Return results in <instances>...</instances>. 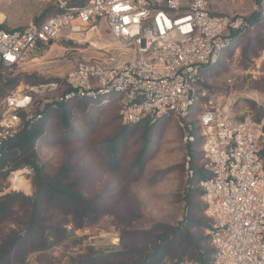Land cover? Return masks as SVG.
<instances>
[{"label":"built area","instance_id":"1","mask_svg":"<svg viewBox=\"0 0 264 264\" xmlns=\"http://www.w3.org/2000/svg\"><path fill=\"white\" fill-rule=\"evenodd\" d=\"M2 1V0H0ZM62 3L60 7H65ZM255 12L264 16V0ZM0 24L4 17H1ZM104 19L110 34L128 54L107 53L77 60L64 75L65 89L50 96L53 104L85 97L99 104L114 101L123 123L155 119L171 113L180 127L194 101L198 112L201 151L209 176L200 181L212 264H264V122L238 117L230 102L220 103L202 85L203 70L220 53L250 31L255 21L245 14H219L210 0H87L51 14L39 23L0 27V68L18 64L28 51L95 28ZM67 28L66 34L61 30ZM49 82L7 93L0 103V146L22 125L42 117L34 109L39 94L55 93ZM193 141L194 136H183ZM189 157L185 168L191 175ZM158 264H200L188 259Z\"/></svg>","mask_w":264,"mask_h":264},{"label":"trees","instance_id":"2","mask_svg":"<svg viewBox=\"0 0 264 264\" xmlns=\"http://www.w3.org/2000/svg\"><path fill=\"white\" fill-rule=\"evenodd\" d=\"M86 2L78 0L73 4ZM70 4L56 7L44 18L65 10ZM249 16L257 28L242 49V58L246 60L257 56L264 47V16L257 12ZM0 27L9 29L3 23ZM230 47L220 53L214 65L203 70L202 85L211 92L214 91L205 83V74L218 65L222 53ZM12 72L0 68V94L14 89L20 77H34L36 83L49 80L34 73L12 76ZM40 97L43 95L35 96L34 109L40 111L42 117L30 126L22 125L14 137L0 146V181L12 171L30 168L32 189L31 195L19 191L0 194V264H26L31 253L57 246L68 240L74 230L95 224L111 213L115 200L123 191V184L142 178L145 166L156 154L165 127L173 116L168 113L155 119L123 123L114 101L99 104L91 98L75 97L39 107ZM203 101L199 96L190 107L184 126L178 124L182 137L194 136L193 141L185 142L182 161L186 179L178 193V200L183 204L181 219L175 224L159 222L153 228L154 247L149 252L128 245L112 247L114 251L110 253L88 247L87 253L72 264H158L174 259L212 264V246L206 231L210 218L204 213L200 186V181L209 176L204 168L197 118ZM111 104L117 105L114 118L120 122L111 133L103 135L101 117L105 107ZM263 113L256 109L253 116L259 120ZM54 125L57 130L55 143L64 149L63 157L56 165L43 161L37 151L42 140L52 138ZM261 155L264 170V146ZM186 156L189 157L191 175L185 168ZM20 180L24 185L21 177Z\"/></svg>","mask_w":264,"mask_h":264},{"label":"rangeland","instance_id":"3","mask_svg":"<svg viewBox=\"0 0 264 264\" xmlns=\"http://www.w3.org/2000/svg\"><path fill=\"white\" fill-rule=\"evenodd\" d=\"M76 1L2 0L0 11L1 17H4L3 25L16 28L31 22L37 23L62 3L66 6L71 3L70 6H73ZM258 1L210 0V9L215 13L251 15ZM256 28L253 27L249 35L224 51L218 65L207 71L204 77L218 102H230L238 117L249 116L252 119H255L253 115L256 109L264 112V47L257 56L248 60L242 58V49ZM67 31V28H63L61 33L66 34ZM81 33L83 35L75 36L79 42L60 39L50 46L28 51L18 64L6 67L13 71L12 76L16 73H34L45 80L49 79L36 83L34 77H20L18 85L11 91L56 82L59 87L55 93L39 94L43 97H40L38 106L43 107L46 103L53 104L50 96L65 89L64 75L77 60L100 58L103 53L119 59L128 57L124 46L108 31L104 19H100L95 28ZM9 92L3 91L0 94V103ZM116 113L117 105L105 107L101 117L103 135L111 133L115 124L120 122L114 118ZM259 120L264 122V115ZM55 133L57 130L54 125L52 138L42 140L37 147L40 158L53 165L60 161L64 153L60 144L55 143ZM185 151L186 144L177 120L171 116L157 152L146 164L142 178L123 184V191L113 204V211L102 216L95 224L74 230L63 243L45 251L31 253L26 264H72L75 259L87 253L88 247L104 253L114 251L112 247L120 248L124 245L135 246L145 252L151 251L154 247L153 228L159 222L175 224L182 217L183 204L178 200V193L182 191L186 179L182 167ZM16 175L23 179L24 185L14 183ZM9 191L32 194L30 168L12 171L5 180L0 181V194Z\"/></svg>","mask_w":264,"mask_h":264},{"label":"bare ground","instance_id":"4","mask_svg":"<svg viewBox=\"0 0 264 264\" xmlns=\"http://www.w3.org/2000/svg\"><path fill=\"white\" fill-rule=\"evenodd\" d=\"M13 181H14V183H15L16 185H22L21 180H20V178H19L18 175H16V176L14 177ZM113 240H114V239H113Z\"/></svg>","mask_w":264,"mask_h":264},{"label":"water","instance_id":"5","mask_svg":"<svg viewBox=\"0 0 264 264\" xmlns=\"http://www.w3.org/2000/svg\"><path fill=\"white\" fill-rule=\"evenodd\" d=\"M41 46H42L41 44L38 45V47H41ZM113 242H114V241H113Z\"/></svg>","mask_w":264,"mask_h":264},{"label":"crops","instance_id":"6","mask_svg":"<svg viewBox=\"0 0 264 264\" xmlns=\"http://www.w3.org/2000/svg\"><path fill=\"white\" fill-rule=\"evenodd\" d=\"M98 24V23H97ZM10 29V28H9ZM51 45V44H50ZM50 45H48V46H50ZM38 48H41V47H38Z\"/></svg>","mask_w":264,"mask_h":264}]
</instances>
